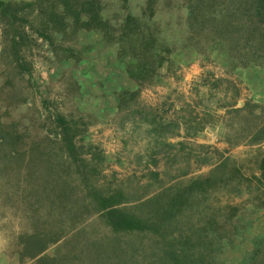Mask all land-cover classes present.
<instances>
[{
    "label": "rangeland",
    "instance_id": "rangeland-1",
    "mask_svg": "<svg viewBox=\"0 0 264 264\" xmlns=\"http://www.w3.org/2000/svg\"><path fill=\"white\" fill-rule=\"evenodd\" d=\"M100 2L113 20L127 11L156 18L176 63L169 72L161 66L128 110L115 91L133 84L98 34L69 30L50 45L25 27L30 72L19 74L1 55L0 25V120L39 166L0 173V264H34L37 257L20 255L18 238L34 227L57 238L40 254L56 264H264V141L245 136L264 118V64L230 69L223 55L201 61L186 39L185 0ZM245 103L233 118L231 108ZM100 198L117 212L105 215ZM126 216L141 225L120 223Z\"/></svg>",
    "mask_w": 264,
    "mask_h": 264
},
{
    "label": "trees",
    "instance_id": "trees-1",
    "mask_svg": "<svg viewBox=\"0 0 264 264\" xmlns=\"http://www.w3.org/2000/svg\"><path fill=\"white\" fill-rule=\"evenodd\" d=\"M122 2V7L127 8V0ZM32 6H35L34 10L26 12V7ZM101 8L100 0L0 1L1 55L12 58L9 62L12 71H17L18 68L19 74L29 73L30 67L26 64L24 52L30 49L28 44L31 39L25 27L28 26L38 36L48 40L50 45H54V40L61 44L60 39L71 31L73 34H78L80 29L94 32L100 36L101 42L105 43V51L113 54L123 75L133 84V88L115 91L117 106L131 110L141 87L160 78L161 66L166 64L168 72L171 71L176 63L177 50L162 47L165 40L158 28V20L152 18L156 12L152 1H149L148 5L152 13V17L147 19L149 22L142 21L139 16L129 11L118 20H113L103 16ZM183 17L190 50L201 61H213L223 55L227 58L230 69L264 64V0H185ZM48 31H51V35ZM54 55H57L55 51ZM62 57L68 59V56ZM247 106L249 105L245 103L241 107H232V117L246 112ZM54 121L60 126V137L67 150H74L75 143L70 137V127L58 115ZM247 129L245 136L248 137V143L264 141V118ZM21 137L20 133L13 128H6L0 120V173L6 174L13 166L19 169V174H24L25 171L31 174L39 173L38 163L35 167L30 165L33 160L37 161L35 154H28L24 159V152L19 148ZM219 166L212 172L218 170ZM13 179L17 186L20 185L17 175ZM4 191L6 194L10 193ZM97 202L100 205L98 209L105 211V215L111 216L117 212L112 208L113 201L100 198ZM139 221L141 220L135 224L126 216L120 217L119 222L125 223L131 229L133 226L129 224L139 226ZM34 229L31 234H26L27 231L20 233V255L37 257L34 264H56L58 258L40 255L57 240L56 237L46 239L52 230L48 228L40 231L36 227Z\"/></svg>",
    "mask_w": 264,
    "mask_h": 264
}]
</instances>
